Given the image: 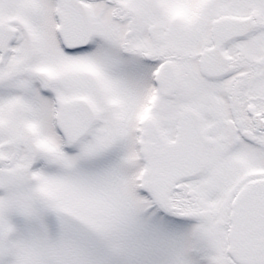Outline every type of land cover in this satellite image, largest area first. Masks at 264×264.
<instances>
[{"label":"snow or ice","instance_id":"6c2138e0","mask_svg":"<svg viewBox=\"0 0 264 264\" xmlns=\"http://www.w3.org/2000/svg\"><path fill=\"white\" fill-rule=\"evenodd\" d=\"M0 264H264V0H0Z\"/></svg>","mask_w":264,"mask_h":264}]
</instances>
